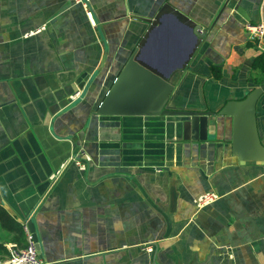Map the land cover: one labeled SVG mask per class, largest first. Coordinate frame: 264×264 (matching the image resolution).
<instances>
[{
  "label": "crops",
  "instance_id": "1",
  "mask_svg": "<svg viewBox=\"0 0 264 264\" xmlns=\"http://www.w3.org/2000/svg\"><path fill=\"white\" fill-rule=\"evenodd\" d=\"M167 2L210 28L175 105L201 106L205 94L217 108L264 90L252 68L264 40L251 43L245 31L264 18V0H89L92 18L73 0H0V207L28 225L50 264H264V165L233 155L230 118L210 121V141L166 143L146 157L131 139L160 121L94 115L147 33L145 20ZM192 42L166 15L142 57L169 70ZM258 112L264 145V94ZM72 156L86 168L70 165L49 190ZM206 192L220 199L198 210ZM0 235L6 264V245L26 238Z\"/></svg>",
  "mask_w": 264,
  "mask_h": 264
},
{
  "label": "water",
  "instance_id": "2",
  "mask_svg": "<svg viewBox=\"0 0 264 264\" xmlns=\"http://www.w3.org/2000/svg\"><path fill=\"white\" fill-rule=\"evenodd\" d=\"M264 14V7H263ZM166 15L175 17L185 26L193 39L192 45L181 63L172 69L147 63L142 55L152 36ZM150 25L147 33L132 53L129 61L115 79L97 111L98 117L122 119H145L160 121L156 132H145L146 136H135L132 150L148 151L143 156L150 157V150L165 148L166 143L182 146L189 142L210 141L211 122L219 118H230L232 125L231 149L240 164L254 162L264 165V145L259 130L258 103L264 94L256 88L246 96L225 101L221 106H211L207 95H202L201 106L182 107L175 105L177 88L182 76L190 69V63L198 53L210 28H203L194 20L175 9L167 2L154 19H146ZM209 79V78H208ZM206 96V97H205ZM134 120L133 126L143 125ZM169 124L175 128L169 133ZM213 125V124H212ZM140 132V130H137ZM135 133V132H134ZM149 133L155 136L148 135ZM146 143L139 147L137 143ZM180 147V146H179ZM137 155H141L137 153Z\"/></svg>",
  "mask_w": 264,
  "mask_h": 264
},
{
  "label": "built area",
  "instance_id": "3",
  "mask_svg": "<svg viewBox=\"0 0 264 264\" xmlns=\"http://www.w3.org/2000/svg\"><path fill=\"white\" fill-rule=\"evenodd\" d=\"M77 4H81L87 11V14L92 18L89 10V0H73ZM248 41L254 44H259L264 40V18L258 22H248L245 26ZM80 94H76L71 99L76 100ZM84 154V153H83ZM87 160L90 158L84 154ZM77 165L81 169H85V164L76 156L70 157L61 167L55 171L49 178V190H52L60 181L66 169L70 165ZM220 195L215 192H206L201 194L196 200L195 205L198 210L204 209L217 202ZM23 232L26 238V245L22 246L18 243L7 244L8 260L6 264H50L46 262L41 256L38 248V242L34 233L29 229L27 224L23 225Z\"/></svg>",
  "mask_w": 264,
  "mask_h": 264
},
{
  "label": "trees",
  "instance_id": "4",
  "mask_svg": "<svg viewBox=\"0 0 264 264\" xmlns=\"http://www.w3.org/2000/svg\"><path fill=\"white\" fill-rule=\"evenodd\" d=\"M253 70L264 74V52L258 55L252 65ZM216 79H221V69L213 68ZM0 228L9 233H19L24 235L23 227L11 215L0 207ZM0 250L2 246L0 245ZM8 253V251H7ZM1 254V251H0Z\"/></svg>",
  "mask_w": 264,
  "mask_h": 264
},
{
  "label": "rangeland",
  "instance_id": "5",
  "mask_svg": "<svg viewBox=\"0 0 264 264\" xmlns=\"http://www.w3.org/2000/svg\"><path fill=\"white\" fill-rule=\"evenodd\" d=\"M3 236L0 235V240L2 239Z\"/></svg>",
  "mask_w": 264,
  "mask_h": 264
}]
</instances>
